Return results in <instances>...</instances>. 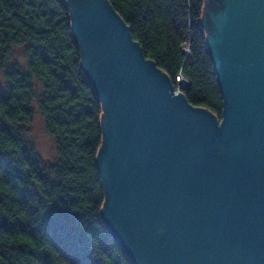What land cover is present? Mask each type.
Returning <instances> with one entry per match:
<instances>
[{
    "label": "water",
    "instance_id": "95a60500",
    "mask_svg": "<svg viewBox=\"0 0 264 264\" xmlns=\"http://www.w3.org/2000/svg\"><path fill=\"white\" fill-rule=\"evenodd\" d=\"M224 1L206 37L220 124L143 56L108 0L66 3L104 110L102 222L134 264H264V0Z\"/></svg>",
    "mask_w": 264,
    "mask_h": 264
},
{
    "label": "trees",
    "instance_id": "16d2710c",
    "mask_svg": "<svg viewBox=\"0 0 264 264\" xmlns=\"http://www.w3.org/2000/svg\"><path fill=\"white\" fill-rule=\"evenodd\" d=\"M143 56L221 120L203 0H108ZM104 110L62 0H0V264H134L106 230L97 156ZM53 141L43 158L36 119Z\"/></svg>",
    "mask_w": 264,
    "mask_h": 264
},
{
    "label": "rangeland",
    "instance_id": "374dc122",
    "mask_svg": "<svg viewBox=\"0 0 264 264\" xmlns=\"http://www.w3.org/2000/svg\"><path fill=\"white\" fill-rule=\"evenodd\" d=\"M62 1L64 2L66 8H67L66 3H68V2L72 3L73 2V0H62ZM224 6H225L224 0H203V14H202L201 25L205 31L206 37L208 34L212 38L210 24L213 21L218 9L220 7H224ZM69 18L71 19V16H69ZM72 35H73V33H72ZM73 37H74V35H73ZM184 81H186L187 83H185ZM175 82H178L177 86H173L172 81H171V84H172L174 89H176L180 92H182L183 89H186L189 86L188 79L185 78L184 75H182L181 73L177 74L175 76ZM181 84H182V87H180ZM222 114H223V110H222ZM213 116L215 117V115H213ZM215 118L217 119L218 123L220 124L222 121V116H221L220 121L218 120L217 117H215ZM39 120L40 119L37 118L30 128V139L35 143L38 152L40 153V155L43 158L53 159L55 156V149L53 146V141H52L51 137L49 136V134L45 131L42 123Z\"/></svg>",
    "mask_w": 264,
    "mask_h": 264
},
{
    "label": "bare ground",
    "instance_id": "6f19581e",
    "mask_svg": "<svg viewBox=\"0 0 264 264\" xmlns=\"http://www.w3.org/2000/svg\"><path fill=\"white\" fill-rule=\"evenodd\" d=\"M206 46H207V45H206ZM212 49H213V52L216 53V50H215V46H214V45H213V48H212ZM185 83H187V82H185ZM181 85H182V84H181ZM200 108H201V107H200Z\"/></svg>",
    "mask_w": 264,
    "mask_h": 264
},
{
    "label": "built area",
    "instance_id": "2783aa9c",
    "mask_svg": "<svg viewBox=\"0 0 264 264\" xmlns=\"http://www.w3.org/2000/svg\"><path fill=\"white\" fill-rule=\"evenodd\" d=\"M184 82H186V81H184Z\"/></svg>",
    "mask_w": 264,
    "mask_h": 264
}]
</instances>
